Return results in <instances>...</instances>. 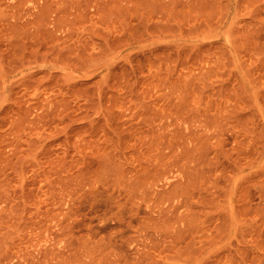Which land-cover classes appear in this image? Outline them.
Listing matches in <instances>:
<instances>
[{"label": "rangeland", "instance_id": "374dc122", "mask_svg": "<svg viewBox=\"0 0 264 264\" xmlns=\"http://www.w3.org/2000/svg\"><path fill=\"white\" fill-rule=\"evenodd\" d=\"M0 264H264V0H0Z\"/></svg>", "mask_w": 264, "mask_h": 264}]
</instances>
